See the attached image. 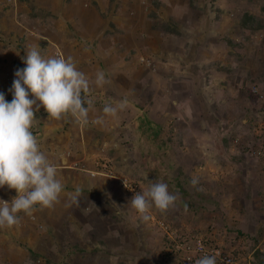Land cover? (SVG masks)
Segmentation results:
<instances>
[{"label":"rangeland","instance_id":"1","mask_svg":"<svg viewBox=\"0 0 264 264\" xmlns=\"http://www.w3.org/2000/svg\"><path fill=\"white\" fill-rule=\"evenodd\" d=\"M263 6L0 0L7 101L35 45L45 58H73L90 80L105 74L85 94L86 123L41 107L32 131L59 170L95 173L112 187L110 196L86 190L78 203L64 190L52 207L19 213L18 224L0 227V264H188L187 256L197 264L200 240L232 264H264ZM107 104L124 107L112 116ZM145 176L177 196L166 211L150 209L148 221L131 206ZM15 195L0 188V199Z\"/></svg>","mask_w":264,"mask_h":264},{"label":"clouds","instance_id":"2","mask_svg":"<svg viewBox=\"0 0 264 264\" xmlns=\"http://www.w3.org/2000/svg\"><path fill=\"white\" fill-rule=\"evenodd\" d=\"M22 60L25 66L15 71L8 89L11 101L0 91V188L7 186L16 192L10 201L0 199V227L18 224L19 213L31 215L38 205L52 207L64 191L57 166L41 150L32 131L35 113L43 107L47 116L56 120L70 115L86 123L92 102L85 94L90 93L93 84L100 87L106 83L103 72L90 80L71 57L45 58L39 45L29 48ZM123 107L107 104L103 113L115 116ZM144 179L149 182L147 189L133 195L131 206L148 221L150 209L166 211L177 196L169 192L166 183L152 182L146 176ZM191 184H198V179L193 178ZM80 195L81 190L76 188L72 202L78 203ZM197 264H217L216 257L205 255Z\"/></svg>","mask_w":264,"mask_h":264},{"label":"crops","instance_id":"3","mask_svg":"<svg viewBox=\"0 0 264 264\" xmlns=\"http://www.w3.org/2000/svg\"><path fill=\"white\" fill-rule=\"evenodd\" d=\"M60 167L62 166H57L58 176L62 178L64 190H66L70 196L73 195L76 188L81 190V194H84L86 190L99 191L107 194L108 196L112 194L110 179L103 181V179L101 180V178H99L97 175H90L84 170H78L72 167H67L63 170V172L62 170H59L61 169ZM115 190L119 189L115 188Z\"/></svg>","mask_w":264,"mask_h":264},{"label":"built area","instance_id":"4","mask_svg":"<svg viewBox=\"0 0 264 264\" xmlns=\"http://www.w3.org/2000/svg\"><path fill=\"white\" fill-rule=\"evenodd\" d=\"M188 248H189V246H188ZM197 250H199V251L201 250L199 252L198 259H200L201 257H203L205 255H213L217 259H219L218 261H221L220 262L221 264H232L231 257L230 256H221L222 254L219 252L220 250H218L217 248H212L211 253L208 254V252L206 250H203V246L201 244V240L198 241ZM186 258H187L188 264L193 263V262H191L193 258H191L190 256H187Z\"/></svg>","mask_w":264,"mask_h":264},{"label":"trees","instance_id":"5","mask_svg":"<svg viewBox=\"0 0 264 264\" xmlns=\"http://www.w3.org/2000/svg\"><path fill=\"white\" fill-rule=\"evenodd\" d=\"M263 9H264V6H263Z\"/></svg>","mask_w":264,"mask_h":264}]
</instances>
